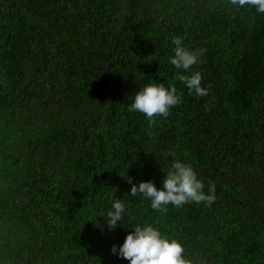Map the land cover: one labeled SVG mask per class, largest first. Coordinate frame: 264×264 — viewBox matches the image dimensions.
Segmentation results:
<instances>
[{
    "label": "trees",
    "instance_id": "16d2710c",
    "mask_svg": "<svg viewBox=\"0 0 264 264\" xmlns=\"http://www.w3.org/2000/svg\"><path fill=\"white\" fill-rule=\"evenodd\" d=\"M174 36L205 49L188 72L170 63ZM196 71L208 96L175 79ZM152 83L182 102L149 127L128 109ZM176 160L215 186L211 206L162 213L130 195L162 190ZM137 225L190 264H264V14L228 0H0V264H130L112 247Z\"/></svg>",
    "mask_w": 264,
    "mask_h": 264
},
{
    "label": "clouds",
    "instance_id": "9594fccd",
    "mask_svg": "<svg viewBox=\"0 0 264 264\" xmlns=\"http://www.w3.org/2000/svg\"><path fill=\"white\" fill-rule=\"evenodd\" d=\"M228 3L237 9L251 6L258 13L264 14V0H228ZM172 43L175 45L174 56L170 63L183 72H188L200 61L205 49L195 51L183 45V38L174 36ZM176 80L183 83L190 93L197 96H208V89L201 86L202 73L196 71L191 75L177 73ZM209 88L211 85L208 86ZM182 102V95L178 93L176 86L168 88L163 83H152L140 90L134 97L129 111L139 112L149 120V127L155 124L156 117L167 118L170 109ZM132 184L131 178L127 181ZM204 183L198 178L191 165L176 160L171 165V170L166 172L163 180V189L157 190L154 183L141 182L132 184L130 195L135 197L138 194L151 201V208L162 213L168 211L167 206L181 207L188 203L211 206L215 201V186L209 184L207 193L204 190ZM125 203L123 200L115 199L112 203V210L107 213V226L110 231L115 230L118 222L123 221ZM100 227L99 224L96 225ZM118 251L119 257L126 259L130 264H190L185 259V248L176 240L171 241L164 238L160 231L152 226L141 227L137 225L125 238L122 246L112 247L113 254Z\"/></svg>",
    "mask_w": 264,
    "mask_h": 264
}]
</instances>
